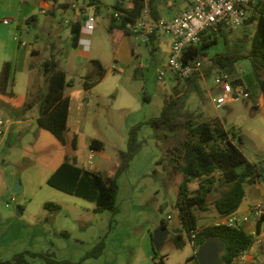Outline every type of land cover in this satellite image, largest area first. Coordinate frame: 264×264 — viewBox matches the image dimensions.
<instances>
[{
  "label": "rangeland",
  "instance_id": "1",
  "mask_svg": "<svg viewBox=\"0 0 264 264\" xmlns=\"http://www.w3.org/2000/svg\"><path fill=\"white\" fill-rule=\"evenodd\" d=\"M61 1H74L78 6L88 2L89 7L86 14L80 12L76 17L72 4L52 14L43 13L37 6L38 0H0V73L5 62L17 61L19 49L28 52L24 69L18 67L12 72L8 87L12 94L0 92V130L5 131L0 135L1 258L11 260L15 254L33 252L43 257L27 256L28 264H56L47 259L59 264H198L186 235L182 248L177 249L173 242L174 228L179 226L175 203L182 176H173L164 164L169 157L166 147L175 142L158 140L150 125L142 126L139 137L145 144L130 163L129 170L118 178L117 213L97 212L94 203L47 184L66 156L80 167L114 175L117 152L126 149L129 129L159 117L176 83L171 71L162 68L164 64L167 66L168 37L161 38L159 44L154 41L146 46L144 36L124 35L120 30L109 32V26L118 23L108 17L112 14L113 0H95L98 6L89 3L91 0ZM172 1H176V6L160 10L166 19L185 3L184 0ZM26 3L35 6L36 23L18 17ZM94 13V32L87 37L79 36L77 47H73L70 23L75 20L84 23L86 15ZM6 19L10 20L7 24ZM248 28L254 30V25ZM244 30L242 26L227 31L230 41L241 38ZM217 38V43L209 49L210 55L224 50L223 37L218 34ZM21 42L27 46H21ZM51 44L56 46L60 68L76 81L74 87L67 89L72 111L66 145L36 122L39 105L35 92L41 86V64L49 57ZM33 48L38 50L35 56L31 54ZM78 48L89 53L91 59L100 60L106 69L102 81L89 90L79 85L85 72L76 59ZM209 64L207 62L208 68ZM216 74V70H211L205 77L209 85L214 84ZM31 77L37 79L33 90ZM230 77L243 80V87L247 89L243 98L217 109L205 91L203 99L197 94L190 96L186 108L200 113L207 121L219 117L226 128L237 132L235 142L244 155L253 163H262L264 114L254 108L261 106L263 99L250 61L237 62ZM227 93L223 89L218 92ZM10 122L12 125L8 126ZM74 133L76 149L71 144ZM92 139L102 141L104 150H91ZM160 159H164V163L159 162ZM17 178L22 188L20 194L13 192ZM261 180L264 183L263 178ZM198 184L199 181L192 182L191 190H196ZM246 188L244 205L259 198L250 185ZM217 194L215 191L209 195L207 212H196L199 227L212 224L218 218L212 205ZM47 202L58 204L60 210H47L44 207ZM17 208L21 209V215L17 214ZM164 223L170 236L160 250H155L151 235ZM101 241L104 242L101 253L88 256L96 253Z\"/></svg>",
  "mask_w": 264,
  "mask_h": 264
},
{
  "label": "trees",
  "instance_id": "2",
  "mask_svg": "<svg viewBox=\"0 0 264 264\" xmlns=\"http://www.w3.org/2000/svg\"><path fill=\"white\" fill-rule=\"evenodd\" d=\"M93 2V0H91ZM168 0H148L147 6L154 18L161 17L160 9ZM125 2H131L132 8L125 7ZM146 4L145 0H116L113 6L115 11L124 14L116 19L114 13L112 20L118 23L109 26V32L120 30L124 35H131L127 26L142 13ZM67 8V4H63ZM248 15L244 26V34L235 41H230L227 29L221 27L212 28L203 35L202 42L185 52V62H209L210 66L205 70V76L210 75L211 70L220 73L232 74L235 65L241 60H249L252 71L258 81L260 93L264 100V1L258 0L255 9ZM54 14V13H52ZM254 25V30L248 26ZM71 41L73 47H77L81 33V23L75 20L70 23ZM221 35L224 41V50L214 55L209 54V49L217 43V35ZM158 40L151 37L149 44ZM35 55L34 52L31 53ZM208 58V59H207ZM33 66V65H32ZM42 83L36 90V101L39 105V115L36 118L38 125L49 132L62 144H67L68 115L70 97L66 94L68 88L76 85L75 78L69 75L59 66L57 49L51 44V53L42 64ZM14 68L10 62L3 64L0 73V92L12 94L8 91ZM134 73H137V68ZM106 75V69L98 59H91L85 75L79 81L84 90H89L97 85ZM172 94L166 100L159 117L150 118L146 122H140L129 129L125 150L117 152L118 165L114 175L102 174L72 163L68 156L48 178L47 184L64 193L90 201L95 204V211H119L116 205L118 194V178L129 170L130 163L141 151L145 140H141L139 132L144 124H148L161 142L173 140V146L166 147L169 154L164 167L173 175L180 174L182 180L178 186V194L175 203L179 226L174 228L176 233L173 239L177 249L185 245L184 235L189 242L193 241L192 232L198 227L196 212H207L209 208L208 198L213 192L217 196L213 200V207L217 217H222L240 209L245 198V184L264 180V167L262 163H253L241 151L235 142L237 132L234 128H226L219 117L204 120L200 113L189 111L186 106L188 99L193 94L204 98L202 78L198 75L187 80L176 78ZM35 78L31 90L36 89ZM247 90V89H246ZM74 149L77 147V135L71 138ZM90 148L93 151L104 150V143L98 139H92ZM159 162L164 163V159ZM199 181L198 188L191 190V184ZM44 207L55 212L60 210L58 204L47 202ZM21 210V209H20ZM167 226V223H164ZM218 236L222 240L219 264L228 263L251 244V237L242 228L205 225L201 227L195 241L201 245L208 237ZM104 242L101 241L95 249L96 253L88 256L99 255ZM29 257H43L40 253L23 252L13 256L11 260L2 259L0 264H28ZM48 262H59L47 259ZM163 262V260H161Z\"/></svg>",
  "mask_w": 264,
  "mask_h": 264
},
{
  "label": "built area",
  "instance_id": "3",
  "mask_svg": "<svg viewBox=\"0 0 264 264\" xmlns=\"http://www.w3.org/2000/svg\"><path fill=\"white\" fill-rule=\"evenodd\" d=\"M45 2L48 0H44ZM187 8L171 18H154L150 14L145 0V8L142 13L127 26L132 34L141 35L149 41L151 37L158 40L169 38V54L167 59V70L171 71L174 77L184 81L194 75L205 79L207 62H185V52L202 42L203 35L212 28L221 27L227 30H237L241 28L248 17V13L253 11L258 4V0H186ZM77 10L86 14L87 6L79 9L80 6L73 4ZM48 6L42 7V12L46 13ZM124 13L114 11V17L119 19ZM10 20H4L9 23ZM96 28V13L88 14L81 25V32L91 35ZM21 46L26 47L25 42ZM161 73L160 78H162ZM232 79L227 73H220L214 76V88L216 91L211 95V100L217 109L224 104L239 98H243L247 90L243 86H234ZM226 90L228 93L218 94L219 90ZM7 131V128H6ZM5 131L0 130V135ZM92 159V155L90 156ZM171 216H168L170 219ZM215 226H228L242 228L251 237V244L231 258L226 264H264V201L258 202L249 207L246 211H236L229 215L218 217L212 224ZM201 227H197L192 232L191 242L194 251L198 249L196 237Z\"/></svg>",
  "mask_w": 264,
  "mask_h": 264
},
{
  "label": "crops",
  "instance_id": "4",
  "mask_svg": "<svg viewBox=\"0 0 264 264\" xmlns=\"http://www.w3.org/2000/svg\"><path fill=\"white\" fill-rule=\"evenodd\" d=\"M185 1V3H184V5H182V6H180L179 8H177V9H175L176 11L172 14V15H170L169 16V18H171V17H173V16H175L176 14H178L179 12H181V11H183V10H185L186 8H187V1L186 0H184ZM73 3H75L74 1H70V2H68V1H61V0H48V1H44V0H38V3H37V6L38 7H40V8H42L43 6H48L49 7V9H47L46 10V12H50V13H56V11L57 10H63V9H66V8H63L62 6H63V4H67L68 5V7H69V5L70 4H72L73 5ZM78 3H84V0H78ZM89 3H94V4H96V6H98L99 5V3L97 2V1H95V0H93V2L92 1H90ZM116 4V0H113V2L110 4L111 6H114ZM25 5H27V6H24V7H22L23 9L21 10V12H20V16H18V17H21V16H23L22 17V19L25 21V22H28V21H30V22H32V23H36V19H35V15L33 14V11H34V8H35V6H32L31 4H29V3H26ZM124 5H125V7H127V8H132V3L131 2H125L124 3ZM87 6V8L89 7V5H88V2L85 4V6H80V8L79 9H83L82 7H86ZM174 6H176V1H172V0H168L167 1V3H166V5L164 6V8H172V7H174ZM33 7V8H32ZM67 7V8H68ZM163 7H161V9H162ZM160 9V10H161ZM28 10H30V11H28ZM114 11H115V9L113 8V10H112V14L114 13ZM28 12H30V13H28ZM80 12H81V10H75V16L77 17L78 16V14H80ZM82 13V12H81ZM112 14H110L108 17L109 18H112ZM161 17H162V15H161ZM80 21V20H79ZM80 23H81V25L83 24L81 21H80ZM19 26V25H18ZM80 36L81 37H87V36H90V35H88V34H84V33H80ZM149 41H146L145 40V45L146 46H148V43ZM155 42H157L158 44H159V42H160V40H155ZM38 50L36 49V48H33L32 49V51H31V53L32 52H34V53H36ZM27 51L26 50H22V49H19V55H18V59H17V61L16 62H10L11 64H12V66H13V68L15 69H17L18 67L19 68H21V69H24V67L27 65V63H28V56H27ZM169 54V53H168ZM32 56H35V55H32ZM76 59H77V62L79 63V65L82 67V68H84L83 70H84V72L86 73V71H87V67H88V62L91 60V57H90V55H89V53H87L86 51H83V50H81L80 48H78V50H77V53H76ZM31 67H32V65H31ZM136 68V67H135ZM162 68H163V70L164 71H168L167 70V66H166V64H164L163 66H162ZM41 73V75H42V72H40ZM82 78V77H81ZM34 79H35V77H31V85H32V83H33V81H34ZM243 81V80H242ZM256 83H257V85H258V87H259V84H258V81L256 80ZM202 86H203V88H204V90L207 92V93H209V95H210V97H211V95H213L214 93H215V91H216V88H214V84L213 85H209L208 83H207V80L206 79H202ZM260 89V88H259ZM66 94L67 95H69V97H70V108H69V115H68V127H69V129L71 128V126H70V124H71V111H72V103H71V96H70V94H68L67 93V91H66ZM261 97H262V95H261ZM263 99V98H262ZM262 106V107H261ZM261 106H256L254 109L255 110H259V109H261L262 111H263V114H264V100H263V104L261 105ZM38 117V115L36 116V118ZM12 125V122H10L9 124H8V126H11ZM249 161H251L250 159H248ZM252 162V161H251ZM262 165H263V167H264V159H263V161H262ZM246 185H250V187L255 191V193L259 196V198L258 199H256V200H253V201H251L250 203H246L245 205L243 204V202H242V205H241V207H240V209L238 210V211H241V212H243V211H246L249 207H251V206H253L254 204H256V203H258V202H262V201H264V183L262 182V181H258L257 179L254 181V182H251V183H246L245 184V186H244V188H245V197H246V195H247V188H246ZM252 190V191H253ZM245 199V198H244ZM244 201V200H243ZM195 252V251H194Z\"/></svg>",
  "mask_w": 264,
  "mask_h": 264
},
{
  "label": "water",
  "instance_id": "5",
  "mask_svg": "<svg viewBox=\"0 0 264 264\" xmlns=\"http://www.w3.org/2000/svg\"><path fill=\"white\" fill-rule=\"evenodd\" d=\"M234 86H243L242 79H236L232 82ZM14 193L20 194L22 188L19 182V178L16 179L15 186L13 188ZM17 214L21 215L20 210L17 208ZM170 231L164 224H161L156 228L152 235V244L155 250H160L169 235ZM222 240L218 236L208 237L196 250V260L198 264H219L220 251H221Z\"/></svg>",
  "mask_w": 264,
  "mask_h": 264
},
{
  "label": "flooded vegetation",
  "instance_id": "6",
  "mask_svg": "<svg viewBox=\"0 0 264 264\" xmlns=\"http://www.w3.org/2000/svg\"><path fill=\"white\" fill-rule=\"evenodd\" d=\"M169 236H170V233H169L168 237H169ZM168 237H167V238H168Z\"/></svg>",
  "mask_w": 264,
  "mask_h": 264
}]
</instances>
